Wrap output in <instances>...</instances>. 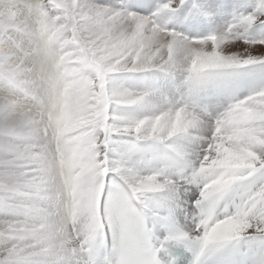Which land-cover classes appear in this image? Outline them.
<instances>
[{
  "label": "snow or ice",
  "instance_id": "6c2138e0",
  "mask_svg": "<svg viewBox=\"0 0 264 264\" xmlns=\"http://www.w3.org/2000/svg\"><path fill=\"white\" fill-rule=\"evenodd\" d=\"M0 264H264V0H0Z\"/></svg>",
  "mask_w": 264,
  "mask_h": 264
}]
</instances>
